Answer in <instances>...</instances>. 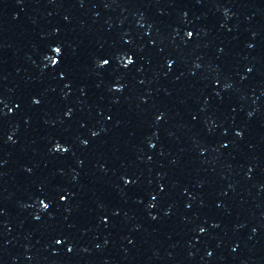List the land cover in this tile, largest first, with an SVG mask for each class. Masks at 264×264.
Listing matches in <instances>:
<instances>
[{
  "label": "snow or ice",
  "instance_id": "obj_1",
  "mask_svg": "<svg viewBox=\"0 0 264 264\" xmlns=\"http://www.w3.org/2000/svg\"><path fill=\"white\" fill-rule=\"evenodd\" d=\"M189 35H191V33H189ZM57 51H59V50H57ZM105 63H106V61H105Z\"/></svg>",
  "mask_w": 264,
  "mask_h": 264
}]
</instances>
